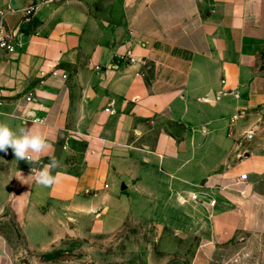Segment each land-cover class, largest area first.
<instances>
[{
	"label": "crops",
	"instance_id": "obj_1",
	"mask_svg": "<svg viewBox=\"0 0 264 264\" xmlns=\"http://www.w3.org/2000/svg\"><path fill=\"white\" fill-rule=\"evenodd\" d=\"M24 3L0 0L7 30ZM23 27L21 46L0 48V121L51 144L35 165L0 152V221L25 252L102 233L111 213L156 216L164 245L197 238L191 264L222 244L264 262V0H62ZM127 48L133 61L117 57ZM49 158L44 187L29 175Z\"/></svg>",
	"mask_w": 264,
	"mask_h": 264
},
{
	"label": "rangeland",
	"instance_id": "obj_2",
	"mask_svg": "<svg viewBox=\"0 0 264 264\" xmlns=\"http://www.w3.org/2000/svg\"><path fill=\"white\" fill-rule=\"evenodd\" d=\"M258 62L264 65V53ZM110 204L112 209L116 208L115 200H111ZM119 215L121 214L103 215L102 233L86 230L84 236L65 240L55 248L41 253L23 250V236L7 213L0 221V231L9 235V241L13 244V253L16 256L10 257V264H191L187 252L193 250L197 253L202 250L197 238H192L193 243L186 245L180 240L185 236H176L173 233V241L168 245L162 244L163 237L171 234L159 230L155 223L156 216L129 215L122 222V215ZM100 216L99 214L97 218ZM239 249L236 244H222L215 252L203 254L196 264H255L254 258L241 255L237 259ZM46 252H52L53 258L45 259L42 255ZM258 254L261 256L262 250L256 248L255 251L253 248V255ZM6 263L9 264L8 261Z\"/></svg>",
	"mask_w": 264,
	"mask_h": 264
},
{
	"label": "clouds",
	"instance_id": "obj_3",
	"mask_svg": "<svg viewBox=\"0 0 264 264\" xmlns=\"http://www.w3.org/2000/svg\"><path fill=\"white\" fill-rule=\"evenodd\" d=\"M24 126L19 129V133L14 131L11 126L4 121H0V152L12 150L17 160H24L30 165L39 163L46 151L51 147L47 137L39 130H33ZM59 167V161L55 158H49L46 165L37 170L32 167L31 177H34L35 183L44 187H50L57 182V175L54 170ZM28 176V177H29Z\"/></svg>",
	"mask_w": 264,
	"mask_h": 264
},
{
	"label": "built area",
	"instance_id": "obj_4",
	"mask_svg": "<svg viewBox=\"0 0 264 264\" xmlns=\"http://www.w3.org/2000/svg\"><path fill=\"white\" fill-rule=\"evenodd\" d=\"M25 3L19 9L22 12V19L19 24V29L17 31H9L5 28L4 25V14L5 10L0 9V48L4 50L5 52H14L19 46H21L22 41H21V35L23 34L21 32V26L25 25L28 26L32 20V17L36 10L41 6V5H48L52 4L58 1L62 0H24ZM12 10L11 6H7V10ZM117 57L120 60L124 61H133L134 60V55H133V50L131 48H127L124 52L121 54H118ZM98 67V66H97ZM57 70H53L52 73L56 74ZM63 76H66V74H63ZM32 95L28 94L25 96L26 101H31L32 100ZM43 119H38L37 121H42ZM252 137V132L249 131L247 132V138ZM246 179V173H242L240 175V180L243 181ZM211 204L214 203L212 200L210 202ZM8 263H11L10 258H8Z\"/></svg>",
	"mask_w": 264,
	"mask_h": 264
},
{
	"label": "trees",
	"instance_id": "obj_5",
	"mask_svg": "<svg viewBox=\"0 0 264 264\" xmlns=\"http://www.w3.org/2000/svg\"><path fill=\"white\" fill-rule=\"evenodd\" d=\"M45 259L50 260L53 258L52 252H46L42 255Z\"/></svg>",
	"mask_w": 264,
	"mask_h": 264
},
{
	"label": "water",
	"instance_id": "obj_6",
	"mask_svg": "<svg viewBox=\"0 0 264 264\" xmlns=\"http://www.w3.org/2000/svg\"><path fill=\"white\" fill-rule=\"evenodd\" d=\"M121 188H122V189H124V188H125V185H124L123 183L121 184Z\"/></svg>",
	"mask_w": 264,
	"mask_h": 264
}]
</instances>
